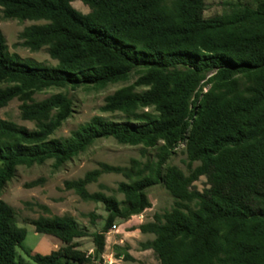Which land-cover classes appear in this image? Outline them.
Segmentation results:
<instances>
[{"label": "trees", "instance_id": "trees-1", "mask_svg": "<svg viewBox=\"0 0 264 264\" xmlns=\"http://www.w3.org/2000/svg\"><path fill=\"white\" fill-rule=\"evenodd\" d=\"M73 1L0 0L6 19L44 21L25 27L20 45L32 52L46 46L57 61L10 53L0 29V109L17 99L20 117L35 123L29 129L0 117V264H24L19 247L37 264H95L106 234L151 207L148 190L158 184L174 205L138 228L155 235L142 247L159 264H264V0H236L211 17L206 0H79L88 13ZM133 76L101 107L118 119L95 115L64 138L55 133L73 113L72 98L63 91L34 96L50 88L104 89ZM108 138L154 148L156 159L101 162L65 180V190L103 204L104 226L88 233L71 214L40 215L31 221L36 232L62 245L49 254L24 248L27 230L2 198L17 168L52 160L60 169ZM182 143L188 173L168 163ZM105 173L126 180L91 192L88 186ZM201 176L208 184L202 191L194 185ZM84 237H92V253L82 250Z\"/></svg>", "mask_w": 264, "mask_h": 264}, {"label": "rangeland", "instance_id": "rangeland-1", "mask_svg": "<svg viewBox=\"0 0 264 264\" xmlns=\"http://www.w3.org/2000/svg\"><path fill=\"white\" fill-rule=\"evenodd\" d=\"M234 1L236 0H206L205 16L211 17L221 14ZM72 5L82 13L90 11V8L79 0L73 1ZM40 23H44V21L6 19L0 7V29L6 38L8 51L17 53L24 59L55 65L57 61L50 57L46 46L39 51L32 52L20 45L22 40L19 35L23 29L32 24ZM136 77L133 76L127 82L112 84L104 89L79 88L73 90L69 88H50L38 92L34 96L35 99L41 100L53 93L63 91L67 92L72 98L73 113L55 133V137L64 138L69 136L71 131L80 124L89 121L95 115L118 119V115L115 117L112 114L101 111L104 99L117 88L133 83ZM20 104L19 100L13 99L7 106L0 109V117L13 120L29 129L34 128V122L23 120L20 117ZM133 158L142 162L148 159H156V149L146 148L142 145L121 144L114 138H108L97 141L88 150L66 162L60 169H54L52 160L46 161L41 165L35 164L31 167L19 166L16 175L4 187L2 198L15 208L17 224L27 230L26 237L23 240V247L32 253L49 254L53 249L62 245V242L57 237L36 232L35 226L31 224V221L40 215L71 214L77 219L80 228L88 233L100 231L107 216L103 204L82 200L73 191L65 190L63 183L68 179L83 177L87 171L97 168L101 162L129 166ZM168 163L179 166L186 173L189 172L184 143L175 149ZM197 164L194 163L193 166ZM39 178H44L45 181L35 187L26 186V184ZM123 180L126 179L121 174L105 173L99 178L98 182L90 184L88 189L91 192L98 191L100 189L99 183L115 189L118 183ZM194 185L198 190L202 191L208 187L207 178L201 176L194 182ZM117 197L122 199L123 195L117 193ZM148 198L152 203L151 207L126 221H117L115 228L106 234V245L101 259L110 260L112 264H159L153 250H144L142 247L143 242L153 239L155 235L151 233L144 234L138 227L143 223L152 221L156 213L162 214L170 210L174 205V198L163 184L151 187L148 190ZM39 204L47 205L50 208V212L46 213ZM92 214L97 217L94 221ZM79 242L82 250L88 253L94 251L95 247L92 237H84ZM126 255L130 256V259H127ZM17 259L24 264H37L20 247L18 248Z\"/></svg>", "mask_w": 264, "mask_h": 264}, {"label": "built area", "instance_id": "built-area-1", "mask_svg": "<svg viewBox=\"0 0 264 264\" xmlns=\"http://www.w3.org/2000/svg\"><path fill=\"white\" fill-rule=\"evenodd\" d=\"M113 228H115V226H113ZM95 264H112V262L110 260L100 259L95 261Z\"/></svg>", "mask_w": 264, "mask_h": 264}]
</instances>
